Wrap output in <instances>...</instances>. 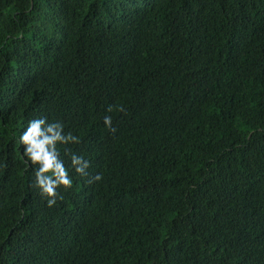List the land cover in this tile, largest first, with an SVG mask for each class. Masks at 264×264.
I'll return each instance as SVG.
<instances>
[{
    "label": "trees",
    "instance_id": "1",
    "mask_svg": "<svg viewBox=\"0 0 264 264\" xmlns=\"http://www.w3.org/2000/svg\"><path fill=\"white\" fill-rule=\"evenodd\" d=\"M0 264H264V0H0Z\"/></svg>",
    "mask_w": 264,
    "mask_h": 264
},
{
    "label": "clouds",
    "instance_id": "2",
    "mask_svg": "<svg viewBox=\"0 0 264 264\" xmlns=\"http://www.w3.org/2000/svg\"><path fill=\"white\" fill-rule=\"evenodd\" d=\"M111 107L109 111H111ZM122 110V109H121ZM104 124L111 131L112 120L110 116L104 118ZM21 143L25 145V156L33 163L38 164L39 168L35 173V185L40 190V195L45 197L47 205L52 207L58 198V189L63 187L65 190L72 187V179L63 162L58 159L56 149L57 143L66 144L77 142V138L71 134L62 135V128L58 124H46L45 119H34L29 122V126L20 137ZM71 164L76 173L86 175L87 161L81 157L73 155ZM102 177L97 174L89 182L100 180Z\"/></svg>",
    "mask_w": 264,
    "mask_h": 264
}]
</instances>
